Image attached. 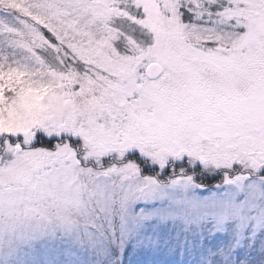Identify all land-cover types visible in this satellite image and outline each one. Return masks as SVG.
Returning <instances> with one entry per match:
<instances>
[{
	"label": "snow or ice",
	"instance_id": "6c2138e0",
	"mask_svg": "<svg viewBox=\"0 0 264 264\" xmlns=\"http://www.w3.org/2000/svg\"><path fill=\"white\" fill-rule=\"evenodd\" d=\"M0 264H264V0H0Z\"/></svg>",
	"mask_w": 264,
	"mask_h": 264
},
{
	"label": "rangeland",
	"instance_id": "374dc122",
	"mask_svg": "<svg viewBox=\"0 0 264 264\" xmlns=\"http://www.w3.org/2000/svg\"><path fill=\"white\" fill-rule=\"evenodd\" d=\"M140 259L147 261V260L153 259V258L152 257H148V256H142ZM155 259H162V258L161 257H156Z\"/></svg>",
	"mask_w": 264,
	"mask_h": 264
}]
</instances>
